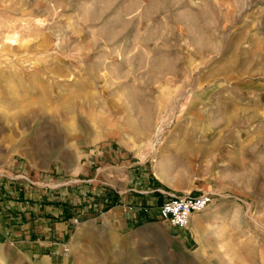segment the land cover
<instances>
[{
    "label": "rangeland",
    "instance_id": "rangeland-1",
    "mask_svg": "<svg viewBox=\"0 0 264 264\" xmlns=\"http://www.w3.org/2000/svg\"><path fill=\"white\" fill-rule=\"evenodd\" d=\"M8 26L0 264H264V0H0ZM128 166L212 201L107 220Z\"/></svg>",
    "mask_w": 264,
    "mask_h": 264
},
{
    "label": "crops",
    "instance_id": "crops-1",
    "mask_svg": "<svg viewBox=\"0 0 264 264\" xmlns=\"http://www.w3.org/2000/svg\"><path fill=\"white\" fill-rule=\"evenodd\" d=\"M113 170H115V172L118 171L117 168H114ZM132 171V166H128V173L125 177L121 178L118 175L117 178V174L113 173L111 174L112 177L110 175L108 178V184L112 188L110 197L111 199L115 197L116 202L109 205L107 214L105 216L107 220L114 218L112 216H122L123 214L135 211L139 213L143 212L151 219V216H154L157 213V216L161 217L159 213V206L161 204L157 205V200L161 198L160 193L164 192V188L171 186L168 183L160 180L158 177L153 176L147 183L145 180H143L142 173L139 175L131 174ZM99 173L100 172H98L96 175V178ZM172 187L176 192V188H174V186ZM193 217L194 215L192 218Z\"/></svg>",
    "mask_w": 264,
    "mask_h": 264
},
{
    "label": "built area",
    "instance_id": "built-area-1",
    "mask_svg": "<svg viewBox=\"0 0 264 264\" xmlns=\"http://www.w3.org/2000/svg\"><path fill=\"white\" fill-rule=\"evenodd\" d=\"M212 201L210 193L172 196L159 206L160 216L173 227H187L194 214L204 210Z\"/></svg>",
    "mask_w": 264,
    "mask_h": 264
},
{
    "label": "bare ground",
    "instance_id": "bare-ground-1",
    "mask_svg": "<svg viewBox=\"0 0 264 264\" xmlns=\"http://www.w3.org/2000/svg\"><path fill=\"white\" fill-rule=\"evenodd\" d=\"M14 30L12 27L8 26L6 27L3 32H0V35L2 36V39H4L6 42L9 43V45H13V43L16 41L15 37H14ZM18 32V31H17ZM21 34V33H20ZM22 37V35L20 36ZM3 41V40H2Z\"/></svg>",
    "mask_w": 264,
    "mask_h": 264
},
{
    "label": "trees",
    "instance_id": "trees-1",
    "mask_svg": "<svg viewBox=\"0 0 264 264\" xmlns=\"http://www.w3.org/2000/svg\"><path fill=\"white\" fill-rule=\"evenodd\" d=\"M109 197H110V196H109ZM109 199H110V200H112V201H111V203H114V202H116V198H115V197H114V198H112V199H111V197H110Z\"/></svg>",
    "mask_w": 264,
    "mask_h": 264
}]
</instances>
